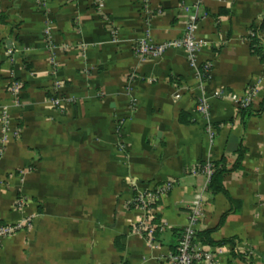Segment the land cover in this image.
Wrapping results in <instances>:
<instances>
[{
  "label": "crops",
  "instance_id": "obj_1",
  "mask_svg": "<svg viewBox=\"0 0 264 264\" xmlns=\"http://www.w3.org/2000/svg\"><path fill=\"white\" fill-rule=\"evenodd\" d=\"M94 1L0 0V221L31 218L3 241L0 264H168L196 195L198 233L221 246L197 242L215 264H264V0ZM190 18L212 137L186 53L134 55L147 24L162 43ZM251 89L244 113L231 97ZM222 159L215 193L205 166ZM169 180L151 206L165 229L136 234L134 199Z\"/></svg>",
  "mask_w": 264,
  "mask_h": 264
},
{
  "label": "built area",
  "instance_id": "obj_2",
  "mask_svg": "<svg viewBox=\"0 0 264 264\" xmlns=\"http://www.w3.org/2000/svg\"><path fill=\"white\" fill-rule=\"evenodd\" d=\"M97 9L99 10L104 0H95ZM148 8V5H145ZM196 24L194 18H190L189 22L184 28L183 36L177 39H171L162 43H156L152 39L148 24L144 27L142 36L135 41L134 44V55L139 63L146 62L148 60H158L162 58L169 50H182L186 53L188 63L195 69V77L198 80L197 88L201 91L200 96L197 99L196 111L200 119L206 124L207 131L212 137L214 129L211 124V113L208 101L204 94V83L205 79L202 73L196 66L198 60V54L202 49L204 43L196 37ZM116 34V32H112ZM210 64L206 63L204 73H208ZM59 83H55V91L57 90ZM20 85L17 82L12 83L10 92L14 96L18 94ZM256 90L251 89L244 95H232V101L240 108L248 107L255 95ZM52 103H58L57 99H51ZM1 119L4 125L7 127L9 119L5 112L2 111ZM199 169L192 168L193 174L198 173ZM205 172L211 176L213 173L211 163H207L205 166ZM174 181H167L161 186L156 187L153 192L148 194H139L134 199V202L143 211V217L136 223L133 231L136 234L146 233L150 240H152L157 231L165 229V223L155 222L152 208L157 200L166 196L173 186ZM20 208L23 206L22 202L18 205ZM202 201L200 195H196L193 202L192 209L189 214L188 224L181 230V235L178 240L176 250L167 256L168 264H215V255L217 251L206 249L198 245L197 233L198 227L203 219ZM31 218L25 217L19 221L12 223H0V248L3 241L6 238L17 235L18 233L27 230L30 227Z\"/></svg>",
  "mask_w": 264,
  "mask_h": 264
},
{
  "label": "trees",
  "instance_id": "obj_3",
  "mask_svg": "<svg viewBox=\"0 0 264 264\" xmlns=\"http://www.w3.org/2000/svg\"><path fill=\"white\" fill-rule=\"evenodd\" d=\"M264 29L262 28L260 31H263ZM256 29L251 31V34L249 36V40H250V46L252 48V50L256 53L261 54L262 52V46L260 45V38L258 35V32ZM261 59L264 61V56L261 55ZM250 108V105L248 107L245 108H241L242 112H246L248 111ZM223 163L224 160L222 159L221 161L218 162H213L211 163L212 165V170L213 173L211 175V180H210V189L215 192H222L223 191V178L224 175L227 173L226 169L223 167ZM0 223H3L0 221ZM181 232L179 234V238H180ZM209 232H202V233H197V237H200L202 239V241L204 242V244L209 245V246H221L220 244H216L214 242H212L209 238H208ZM176 250V249H175Z\"/></svg>",
  "mask_w": 264,
  "mask_h": 264
}]
</instances>
